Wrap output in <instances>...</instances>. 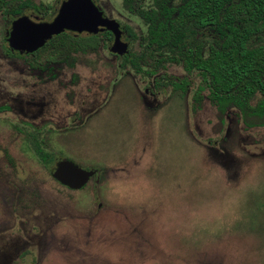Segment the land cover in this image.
<instances>
[{
  "label": "rangeland",
  "instance_id": "rangeland-1",
  "mask_svg": "<svg viewBox=\"0 0 264 264\" xmlns=\"http://www.w3.org/2000/svg\"><path fill=\"white\" fill-rule=\"evenodd\" d=\"M30 1L49 5L53 16L65 0ZM95 1L123 31L143 30L122 0ZM24 13L41 19L31 8ZM2 24L0 15V31ZM3 39L0 32V105L11 110L0 113V242L18 245L0 249V264H21L14 247L31 248L34 264H264L261 121L220 112L206 87L195 102V80L182 93L157 91L130 70L122 75L106 49L59 75L45 71L44 59L5 56ZM168 77L185 72L170 68ZM74 116L75 128L65 131ZM25 124L50 126L56 162L100 169V178L79 192L62 189L51 177L56 162L48 172L17 133ZM24 220L33 234L15 230ZM26 236L32 246H22Z\"/></svg>",
  "mask_w": 264,
  "mask_h": 264
},
{
  "label": "trees",
  "instance_id": "trees-1",
  "mask_svg": "<svg viewBox=\"0 0 264 264\" xmlns=\"http://www.w3.org/2000/svg\"><path fill=\"white\" fill-rule=\"evenodd\" d=\"M25 6L23 2L14 8L9 0H0V9L9 18ZM121 8L143 26L140 36L125 27L132 48L122 62H129L137 73L146 70L149 76L167 66L181 67L192 78H202L210 101L219 110L231 108L263 118L264 0H122ZM48 11L50 14L51 7L45 11L46 17L51 16ZM100 40L106 46L112 35L105 32L100 38L76 40L66 34L51 44L80 45L84 51L99 47ZM257 95L260 100L252 105ZM32 150L45 167L50 166L52 154L38 144Z\"/></svg>",
  "mask_w": 264,
  "mask_h": 264
},
{
  "label": "flooded vegetation",
  "instance_id": "flooded-vegetation-1",
  "mask_svg": "<svg viewBox=\"0 0 264 264\" xmlns=\"http://www.w3.org/2000/svg\"><path fill=\"white\" fill-rule=\"evenodd\" d=\"M10 1V6L11 7H14L16 8L18 4H21L23 2H26L27 3V6L23 7L21 9V13L18 14V15H14L13 17H8L6 14H4L2 12V10L0 9V15L2 16V29L0 32L4 33V39L3 41L6 42L7 44V48L4 47L3 48V52H4V55L9 57V58H18V59H26L28 57L32 58L34 63H36V60L39 61V59H44V66L46 67L45 71L46 72H49L51 69V67H54V69H60L58 70V73L59 75H62L63 73H65V71H69V70H73L76 65L78 64L79 62V59L83 56H88V55H93V56H96V58H100V53L103 49H106L108 51V53L115 57L117 60H118V64H117V68L122 72V75H124V72L127 71V70H130L132 71L139 79L141 80H144L145 79H151V82H152V87L157 90V91H162L164 90L166 87H170L172 88L173 91H176V90H181L182 93H185L187 91V89H189L190 86H192L194 84V80L195 81H198L199 84L198 86L196 87V92L193 96V99L195 102H199L201 100V91H202V88L203 87H206V89L208 90L207 86L205 85L204 82H202V78L198 75L194 76L193 78L191 76H189L188 74L185 73V77L181 78L179 81L176 80V81H173L172 79H170L168 77V71L170 68H180L181 67H178V66H167L165 69H158L156 71V73H154L153 75H148L146 72V70H144L142 73H137L130 65H129V62L125 63V62H122L123 58L127 55H129V53L131 52V48H132V42L130 40V36L127 32V30H124L126 33H127V39L126 41H123L124 43L127 44V53L121 57L119 56H116L114 54H112L110 52V47H111V44L113 42V35L108 32V31H102V32H99L98 34L96 35H92V34H88V33H82V34H78V33H74V32H70V31H64L62 33H60L59 35H56V36H53L50 40H48L42 47H40L39 49L31 52V53H27V52H23L21 53L20 51H17V50H14L10 47L9 45V42H8V38H9V33L11 32V29H12V23L14 21H16L17 19L21 18V17H27L29 18L31 21L33 22H50L53 20V18L56 16L58 10L56 11V14L52 16V13L50 12L51 16L52 17L51 19H49L50 17H46V13L45 11L47 10V7H50L49 5H46L45 7L43 6H35L34 4H32V2L30 0H9ZM94 4L98 7L97 3L95 0H93ZM61 5V4H60ZM34 7H37L40 9L39 10H35ZM60 7V6H59ZM32 9L33 11H35L37 13V15L41 16L40 18L41 19H33L31 18L30 16H27L25 15V11L28 10V9ZM101 11L102 9L100 7H98ZM59 9V8H58ZM125 13V12H124ZM48 14H49V11H48ZM49 14V15H50ZM126 14V13H125ZM103 15L105 17H107V15L103 12ZM126 16L130 17L128 14H126ZM108 18V17H107ZM131 18V17H130ZM115 20V19H113ZM116 21V20H115ZM117 22V21H116ZM119 24V28L122 32V36H123V33L124 31L122 30L123 28L121 27L120 23L117 22ZM126 26H124L125 28ZM130 27V26H129ZM132 28V27H130ZM133 29V28H132ZM134 31V29H133ZM143 30H141V32L139 34H137L135 31V33L140 36L141 33H142ZM105 32H108L112 35V41L107 43V45L105 46L104 43L100 40V45L99 47H97L96 49H93L91 47H88L86 48L84 51L81 50V47L80 45H74L73 47H65V46H60V45H52L51 42H55V40L57 39L58 36L60 35H69L71 37H74L76 38V40H80V38H83V37H87V36H98L100 38L101 34L105 33ZM122 36H121V40H122ZM65 47V48H64ZM134 50H137V45L134 47ZM97 62H100L99 60H97ZM28 67L29 68H36L38 70H42L40 68V66H36L35 64L33 63H29L28 64ZM65 70V71H64ZM182 70V69H181ZM183 71V70H182ZM184 72V71H183ZM49 79L50 80H54L55 79V76L54 75H50L49 76ZM77 75L76 74H71L70 76V80L71 82L73 81V84H75V81H77ZM181 81H183L185 84L183 87H175L174 84H177L179 85L181 83ZM174 83V84H172ZM147 93V90L145 89V94ZM152 93V92H151ZM209 101H210V98H209V90H208V95H207ZM260 95H257L256 98L253 100L252 102V105H254L255 103L258 102V100H260ZM17 99L15 98L14 99V102L16 101ZM211 102V101H210ZM212 103V102H211ZM213 104V103H212ZM32 105H35V104H32ZM30 105V106H32ZM42 105V104H40ZM215 105V104H213ZM28 107V105H26ZM216 106V105H215ZM217 107V106H216ZM16 109H18V106L16 105ZM218 109V108H217ZM11 108L4 105H0V113L1 112H8L10 111ZM234 111L235 113H237L238 115L240 116H243V117H250V118H254V119H257L260 122L261 125L264 126V116L263 118H260V117H256V116H252L251 114H242L241 112L237 111L236 109H227L225 111H221L219 110L220 112L222 113H226L227 111ZM75 121H76V117L74 116V119L72 121H70L69 125H67L65 128V131L69 130L70 128H75L74 124H75ZM16 128V131L17 133H19V135L22 136V138L25 139L24 141V144L26 145V147L28 148V150H30L33 155H34V158L36 160H38V158L36 157L34 151L32 150L34 144H38L39 146H41L44 151L47 153V154H52V157H53V161L52 163L50 164V166H52L53 163L56 162V158H55V154L53 152H50L48 149H47V139H49V136L52 135L53 133V130H51L50 126H45V125H42V126H37V125H32V124H25V125H16L15 126ZM60 131V130H59ZM69 161V162H72L68 159H66L65 157H61L60 160H58L56 163H55V167L52 171V174H51V177L52 179L62 188L64 189L67 188L69 192H79V191H82L84 190L87 186H89L91 184L92 181H97L98 178H100L101 176V170L100 169H96V168H87V169H84V168H81L79 167L76 163L72 162L74 165L78 166L79 168L85 170V171H92L94 174L92 177L89 178V180L86 182V184L84 186H82L80 189H72L71 187L61 183L60 181H58L57 179H55L53 177V173L56 169V166L59 162L61 161ZM7 162L9 165L13 166L14 165V160L13 158L9 157L7 159ZM38 162H40L38 160ZM41 163V162H40ZM41 165L49 172L50 170V166L48 165V167H45L42 163ZM17 172V171H16ZM0 174H2V172L0 171ZM15 175L17 176V173H15ZM90 182V183H89ZM65 189V190H67ZM28 223L30 225V222H28L27 220L25 221H18L16 222L15 224V230H19L23 233H29L30 234H33L32 231H33V227L30 228V231L28 232ZM32 236L31 237H27L26 236V239H27V242L26 240H24V244L22 246H25L27 247L28 245L29 246H32V244H30L28 242V240H31ZM2 239V238H0ZM2 241V240H1ZM14 245H18L16 240H9V242L6 243V246L3 248V242H0V249H5L10 246L13 248ZM8 250V248H7ZM19 248L18 247H14V252L12 253L13 256H16V259L17 257L19 259H17V261H21V264H27L28 261H31L30 264H34L33 263V256H34V253L32 252L31 248H28V249H24L22 252H18ZM11 255V254H10ZM11 255V256H12ZM30 257V258H29ZM29 258V259H28ZM13 258H9L8 260L4 261L5 264H15L14 261H16L15 259L12 261ZM29 263V262H28Z\"/></svg>",
  "mask_w": 264,
  "mask_h": 264
},
{
  "label": "water",
  "instance_id": "water-1",
  "mask_svg": "<svg viewBox=\"0 0 264 264\" xmlns=\"http://www.w3.org/2000/svg\"><path fill=\"white\" fill-rule=\"evenodd\" d=\"M64 31L92 35L108 31L113 35L110 52L119 57L127 53V44L121 40L119 24L105 17L93 0L63 1L50 22H33L27 17H21L12 23L8 42L14 50L31 53ZM93 174L92 171H85L64 160L57 164L53 177L77 190L84 186Z\"/></svg>",
  "mask_w": 264,
  "mask_h": 264
}]
</instances>
